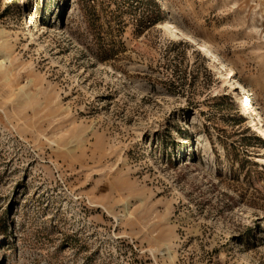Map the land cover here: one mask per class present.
<instances>
[{
	"label": "rangeland",
	"instance_id": "obj_1",
	"mask_svg": "<svg viewBox=\"0 0 264 264\" xmlns=\"http://www.w3.org/2000/svg\"><path fill=\"white\" fill-rule=\"evenodd\" d=\"M234 80L264 117V0H0V264H264Z\"/></svg>",
	"mask_w": 264,
	"mask_h": 264
},
{
	"label": "bare ground",
	"instance_id": "obj_2",
	"mask_svg": "<svg viewBox=\"0 0 264 264\" xmlns=\"http://www.w3.org/2000/svg\"><path fill=\"white\" fill-rule=\"evenodd\" d=\"M163 4L166 2H160V7L164 8ZM32 24V23H31ZM32 25L28 30L31 31ZM161 27L165 31V33L175 39H185L191 42L193 45L197 46L202 52H204L211 62L216 66H218V73L222 78H226V75H231L233 68L231 65L225 63L218 53L212 48V45L208 41L200 42L195 37H193L190 33L185 31L182 26L177 25L170 19V16H166V19L161 22ZM33 35V34H32ZM32 43V42H31ZM233 91H237L236 98L239 103L242 105L243 112L245 113V117L249 119L250 125L253 127L254 133L257 136H261L264 139V118L260 112L258 104L255 103L253 98L249 99V95L247 94L246 87L243 84H239L236 80L232 83H228ZM248 106V107H247ZM259 125V126H258ZM258 162L264 163V156L257 158Z\"/></svg>",
	"mask_w": 264,
	"mask_h": 264
},
{
	"label": "built area",
	"instance_id": "obj_3",
	"mask_svg": "<svg viewBox=\"0 0 264 264\" xmlns=\"http://www.w3.org/2000/svg\"><path fill=\"white\" fill-rule=\"evenodd\" d=\"M264 118V117H263ZM259 126V125H258ZM261 137V136H260Z\"/></svg>",
	"mask_w": 264,
	"mask_h": 264
}]
</instances>
